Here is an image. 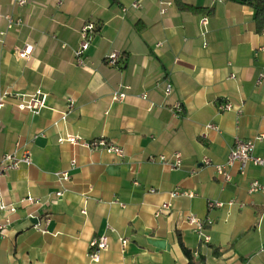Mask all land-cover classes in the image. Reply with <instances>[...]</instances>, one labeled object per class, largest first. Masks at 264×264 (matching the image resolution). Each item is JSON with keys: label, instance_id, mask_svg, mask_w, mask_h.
Returning a JSON list of instances; mask_svg holds the SVG:
<instances>
[{"label": "crops", "instance_id": "crops-1", "mask_svg": "<svg viewBox=\"0 0 264 264\" xmlns=\"http://www.w3.org/2000/svg\"><path fill=\"white\" fill-rule=\"evenodd\" d=\"M133 1L0 0V90L12 94L0 110V158L27 151L32 158L0 177L3 200L16 206L0 234V264H187L184 249L200 264H264V192H248L254 180L264 185V166L248 164L244 173L234 166L226 182L202 161L224 163L236 137L264 136V79L256 82L264 28L243 0H142L140 8ZM6 16L21 23L8 29ZM86 22L96 30L79 66ZM111 52L119 53L114 66ZM37 90L41 111L20 109L18 99ZM116 90L126 92L123 101H113ZM226 101L241 115L220 111ZM209 123L219 131L205 130ZM67 136L104 139L124 155ZM175 151L178 169L149 161ZM254 153L264 158V137ZM61 171L69 180H59ZM175 189L195 195L172 199L155 216ZM190 212L204 220L209 242L184 222ZM100 236L108 247L94 262L90 243Z\"/></svg>", "mask_w": 264, "mask_h": 264}, {"label": "built area", "instance_id": "built-area-1", "mask_svg": "<svg viewBox=\"0 0 264 264\" xmlns=\"http://www.w3.org/2000/svg\"><path fill=\"white\" fill-rule=\"evenodd\" d=\"M16 4L23 5L26 0H14ZM141 1L142 0H134L132 2L133 8H140L141 7ZM161 13H165L167 11L166 6L164 3L161 7ZM7 21V28L11 29L14 26L21 23V20L19 18L14 19L11 16H6ZM208 23V18L203 17L201 19V24L203 27H205ZM96 26L92 22H86L82 25L80 30V36L81 41L79 43L78 48L75 50V63L79 66H84L86 64L85 61V52L89 47V42L91 39V35L95 32ZM205 33V31H204ZM4 32H0V35H3ZM161 43L158 44L160 46ZM31 52V46H28L24 48L21 52V56H26ZM119 59V53L118 52H111L106 56V61L110 65H116L117 61ZM230 77H234V75H231ZM264 79V68L261 73H259L257 77V83H261ZM164 93L166 96H169L172 94V86L168 82H164L163 85ZM12 94L8 91L0 90V110L5 106L6 101ZM141 97L145 98L146 94L143 93ZM126 98V92L116 90L113 95L112 99L113 101H123ZM43 93L40 90H37L33 94L29 95H22L18 100V107L22 110H27L31 113L38 114L41 109L44 107V100H43ZM71 107V103L69 105ZM175 109L177 113H180L182 111L181 105L179 103L176 104ZM218 109L220 111H231L235 110L237 112V115L240 116L242 111L241 108H235L231 102H223L220 103L218 106ZM205 130H215L219 131V127L214 124H206ZM203 136H206V132L203 133ZM264 136H258L255 139L252 140H242L238 137L235 138L233 146L230 150L229 156L224 163H214L208 156L203 157V163L206 165L213 166L216 173L223 178L224 181L229 182L231 180V174L229 170L237 166L239 168V171L241 173H244L245 168L248 164H254L258 166H264V158L255 155V146L256 142L262 139ZM71 143L75 144H83L84 146L93 149V150H105L108 153L116 154L118 156H123V149L121 147H118L114 144L107 143L104 139H98L91 142L84 141L80 137L76 136H67V138L63 139ZM32 161L31 153L27 151L26 153L22 155H18L15 152L5 154L0 158V177L5 174L7 171L16 169L22 164H30ZM150 162H160L163 164L169 165V167L173 169H178L181 167L182 163V154L179 151H175L171 154V156H166L164 154H160L158 156H150L149 157ZM72 164L75 162L72 161ZM56 175L58 176L59 180L61 181H67L70 178V175L66 171L57 172ZM152 191V190H151ZM264 192V185H262L257 180H254L250 182L248 187L249 193H255V192ZM56 195L60 196L62 195V192L59 191L56 193ZM195 195L192 191H185L180 189H175L170 192V200L163 202L155 211V216H159L164 211H168L172 207L171 200L175 199L179 196H185V197H193ZM31 200V199H30ZM224 204L222 202L218 201H208L209 207H222ZM16 211V206L12 204H7L1 195L0 192V234H3L4 230L10 225L11 218L10 215ZM85 211L83 210V213ZM48 221H46L47 224ZM184 222L190 226L193 231L196 233V235L205 243L210 241V236L205 230V222L203 219L199 218L194 213H188L184 217ZM34 228L38 231L47 232L46 227H42L39 224L34 225ZM126 239L122 240V243H126ZM90 247L93 249L92 252L89 253V258L91 261H98L100 258V253L102 250H105L108 247V241L106 236H100L98 238H95L91 241Z\"/></svg>", "mask_w": 264, "mask_h": 264}, {"label": "trees", "instance_id": "trees-1", "mask_svg": "<svg viewBox=\"0 0 264 264\" xmlns=\"http://www.w3.org/2000/svg\"><path fill=\"white\" fill-rule=\"evenodd\" d=\"M244 2H247L249 5H251L254 8V18L256 21V25L259 31H261L264 28V0H243ZM181 8L184 9H194L195 7L188 5L183 2L178 3ZM185 255L188 258L187 264H200L202 262V259L199 258L198 260H195L191 252L187 249H184Z\"/></svg>", "mask_w": 264, "mask_h": 264}]
</instances>
